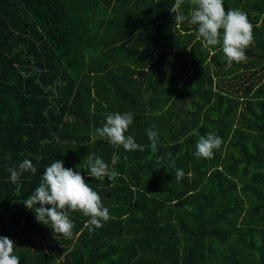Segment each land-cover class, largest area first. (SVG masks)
<instances>
[{
	"label": "trees",
	"instance_id": "16d2710c",
	"mask_svg": "<svg viewBox=\"0 0 264 264\" xmlns=\"http://www.w3.org/2000/svg\"><path fill=\"white\" fill-rule=\"evenodd\" d=\"M174 3L0 0V237L20 264H264V0H224L253 25L240 63L175 22ZM117 112L133 113L126 135L143 152L95 136ZM208 133L221 147L195 156ZM91 153L114 181L90 177ZM25 158L35 175L12 183L8 169ZM56 161L100 195L111 216L102 227L69 212L67 238L25 208Z\"/></svg>",
	"mask_w": 264,
	"mask_h": 264
},
{
	"label": "clouds",
	"instance_id": "9594fccd",
	"mask_svg": "<svg viewBox=\"0 0 264 264\" xmlns=\"http://www.w3.org/2000/svg\"><path fill=\"white\" fill-rule=\"evenodd\" d=\"M183 0H175L171 11L175 13V22H187L197 29V38L202 39L205 48L221 46L222 52L229 63L247 60L245 50L254 42L253 25L247 13L240 9L225 11L224 0H190L192 10L190 15H184L179 10ZM133 113H109L102 127L95 129V136L107 139L113 145L122 146L125 151L143 152L145 146L139 145L133 136L126 135L133 123ZM150 148L157 153L158 132L152 128L146 129ZM197 134V133H194ZM222 145V139L215 133L199 136L195 156L212 158L215 150ZM169 157L171 154H167ZM41 159L39 155L35 157ZM119 156L114 155L111 161L115 165ZM163 160L164 157H158ZM87 168L90 177L97 180L114 181L119 175L102 157L95 153L87 155ZM10 181L19 184L24 172L35 175L37 168L30 159L25 158L18 166L8 169ZM182 169L176 170V180L183 179ZM19 187H17V192ZM25 208L35 207L37 222L48 225L53 230L70 238L73 235L74 224L69 218V212H80L89 217L88 224L94 228L103 226L102 222L111 219L109 208L106 207L100 195L94 191L79 171L65 168L63 161H56L44 170L41 182L33 194L24 201ZM39 205V207H37ZM16 246L8 237H0V264H20V257L15 254Z\"/></svg>",
	"mask_w": 264,
	"mask_h": 264
}]
</instances>
